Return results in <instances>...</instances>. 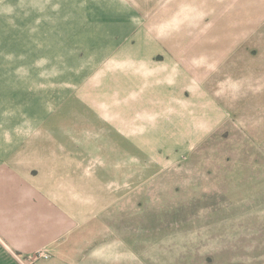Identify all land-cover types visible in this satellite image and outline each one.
I'll use <instances>...</instances> for the list:
<instances>
[{
	"label": "rangeland",
	"instance_id": "374dc122",
	"mask_svg": "<svg viewBox=\"0 0 264 264\" xmlns=\"http://www.w3.org/2000/svg\"><path fill=\"white\" fill-rule=\"evenodd\" d=\"M0 264H264V0H0Z\"/></svg>",
	"mask_w": 264,
	"mask_h": 264
}]
</instances>
